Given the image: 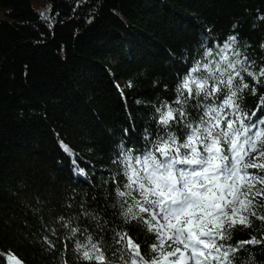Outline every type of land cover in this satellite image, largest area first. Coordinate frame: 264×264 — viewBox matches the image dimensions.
Masks as SVG:
<instances>
[{"label":"trees","instance_id":"16d2710c","mask_svg":"<svg viewBox=\"0 0 264 264\" xmlns=\"http://www.w3.org/2000/svg\"><path fill=\"white\" fill-rule=\"evenodd\" d=\"M230 35L251 71L264 67V0H0V264L9 254L23 264H96L75 249L87 235L124 264L120 231L150 259L155 236L125 223L115 193L126 182L121 146L142 154L164 134L156 107L173 104L206 48ZM244 76L257 88L243 93L251 114L264 84ZM61 216L82 231L72 237ZM253 236L264 240V223L238 226L230 243ZM233 264H264V243Z\"/></svg>","mask_w":264,"mask_h":264},{"label":"snow or ice","instance_id":"6c2138e0","mask_svg":"<svg viewBox=\"0 0 264 264\" xmlns=\"http://www.w3.org/2000/svg\"><path fill=\"white\" fill-rule=\"evenodd\" d=\"M251 67L235 35L206 48L177 84L176 106L164 102L155 109L164 134L150 140L142 154L121 146L122 158L116 162L126 182L115 189L121 216L155 236L153 255L146 260L132 235L117 232L114 240L124 264H233L246 246L264 243L255 236L230 243L238 226L264 223V95L251 114L241 107L245 90L257 93L244 74L264 84V67ZM189 107L198 110V119H190ZM178 125L185 130L180 137L170 130ZM59 220L72 237L82 231L71 219ZM75 249L85 261L111 264L91 235L86 243L76 241ZM7 259L23 264L14 254Z\"/></svg>","mask_w":264,"mask_h":264}]
</instances>
